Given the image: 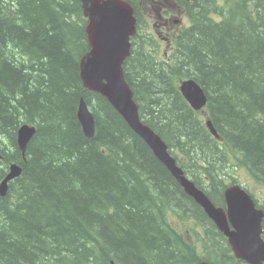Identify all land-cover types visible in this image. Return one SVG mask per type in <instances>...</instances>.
<instances>
[{
  "label": "trees",
  "instance_id": "trees-1",
  "mask_svg": "<svg viewBox=\"0 0 264 264\" xmlns=\"http://www.w3.org/2000/svg\"><path fill=\"white\" fill-rule=\"evenodd\" d=\"M216 2L202 4L169 60L135 37L124 72L142 121L224 206L223 149L264 185V0H226L214 18ZM87 23L79 0H0V182L22 167L0 196V264H246L107 99L84 88ZM186 79L205 90L220 140L181 94ZM24 124L37 127L25 156Z\"/></svg>",
  "mask_w": 264,
  "mask_h": 264
},
{
  "label": "water",
  "instance_id": "water-1",
  "mask_svg": "<svg viewBox=\"0 0 264 264\" xmlns=\"http://www.w3.org/2000/svg\"><path fill=\"white\" fill-rule=\"evenodd\" d=\"M81 2L84 14L89 19L86 33L90 45V51L80 60V79L84 88L107 99L129 127L147 143L185 193L228 238L237 259L248 264H264V209H259L251 195L240 185L228 187L224 192L226 208L218 207L185 175L162 137L142 121L134 90L124 72L125 60L131 55L130 40L136 32L133 7L123 0ZM180 91L194 110L201 111L207 106L208 97L195 80L183 81ZM77 116L85 136L95 137V115L84 98L80 100ZM207 125L211 133L220 139L212 121L209 120ZM36 132L35 125L24 124L19 127L17 143L24 156ZM2 159L0 154V160ZM21 174L20 164L13 163L9 166L6 177L0 183L1 197L7 196L10 183ZM200 264L210 263L204 261Z\"/></svg>",
  "mask_w": 264,
  "mask_h": 264
},
{
  "label": "flooded vegetation",
  "instance_id": "flooded-vegetation-1",
  "mask_svg": "<svg viewBox=\"0 0 264 264\" xmlns=\"http://www.w3.org/2000/svg\"><path fill=\"white\" fill-rule=\"evenodd\" d=\"M134 9V17L137 20L136 36L141 35L142 27L152 40L157 41L151 52L158 56L161 49L169 51L175 45L177 38L185 30L192 27L197 19V12L204 5H209L211 0H128ZM217 1V0H216ZM82 6V4H81ZM220 11L213 14L214 18H219L225 9L223 3ZM211 9V7H210ZM223 9V10H222ZM217 11V10H216ZM188 21L187 26H185ZM152 23V24H151ZM163 47L161 44H165ZM167 54V53H166Z\"/></svg>",
  "mask_w": 264,
  "mask_h": 264
},
{
  "label": "rangeland",
  "instance_id": "rangeland-1",
  "mask_svg": "<svg viewBox=\"0 0 264 264\" xmlns=\"http://www.w3.org/2000/svg\"><path fill=\"white\" fill-rule=\"evenodd\" d=\"M225 2L226 0H217L216 3L218 6H221ZM187 24L188 21L186 22L185 26H187ZM161 45L165 47V44L162 43ZM173 50L174 49H172V47L169 51H166L165 48H162L160 56H155V58H158L160 61H162V59L169 60L174 54ZM223 154L226 162L222 166H218V168H223V172L219 170L218 175L228 179V181H231L232 178L236 179L237 181L234 183L239 182V184L243 185L248 191H250L251 194L254 195L256 199L259 200L260 205L264 208V185L250 174L247 168L242 164L239 155H236L230 151L228 153L225 151V149H223ZM182 160L184 163H186L184 158Z\"/></svg>",
  "mask_w": 264,
  "mask_h": 264
},
{
  "label": "bare ground",
  "instance_id": "bare-ground-1",
  "mask_svg": "<svg viewBox=\"0 0 264 264\" xmlns=\"http://www.w3.org/2000/svg\"><path fill=\"white\" fill-rule=\"evenodd\" d=\"M139 136V135H138ZM185 192V191H184Z\"/></svg>",
  "mask_w": 264,
  "mask_h": 264
}]
</instances>
